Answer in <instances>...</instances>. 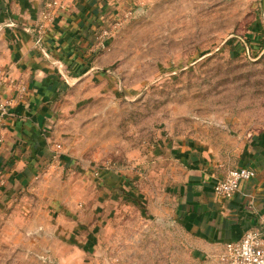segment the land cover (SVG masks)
Wrapping results in <instances>:
<instances>
[{
    "label": "rangeland",
    "instance_id": "374dc122",
    "mask_svg": "<svg viewBox=\"0 0 264 264\" xmlns=\"http://www.w3.org/2000/svg\"><path fill=\"white\" fill-rule=\"evenodd\" d=\"M99 2L111 34L57 89L55 163L0 195V264H226L185 213L264 157L261 0Z\"/></svg>",
    "mask_w": 264,
    "mask_h": 264
},
{
    "label": "crops",
    "instance_id": "0c3cea01",
    "mask_svg": "<svg viewBox=\"0 0 264 264\" xmlns=\"http://www.w3.org/2000/svg\"><path fill=\"white\" fill-rule=\"evenodd\" d=\"M46 1L0 0V100L15 96L18 85L26 86L24 99L6 119L0 144V195L4 198L16 178H38L40 165L55 163L41 161L39 151L40 142L53 126L57 89L75 85L79 79L66 76V72L81 68L87 55H96L105 47L99 40L102 27L97 26L106 17L96 10V6L102 7L101 2L58 0L65 8L46 31L42 49L36 48L32 28ZM94 25L96 35L90 36L89 42L85 31ZM63 77L65 83L59 81ZM46 146L50 148L49 144ZM36 163L38 166L29 173L31 164ZM246 167L254 169L257 176L242 182L231 199L190 189L191 201L185 217L189 218L197 248L205 252L224 248L227 243L239 242L250 230H260L264 238V157L258 155Z\"/></svg>",
    "mask_w": 264,
    "mask_h": 264
},
{
    "label": "built area",
    "instance_id": "2783aa9c",
    "mask_svg": "<svg viewBox=\"0 0 264 264\" xmlns=\"http://www.w3.org/2000/svg\"><path fill=\"white\" fill-rule=\"evenodd\" d=\"M64 8L62 2L58 0L46 1L38 23L32 28L36 48L42 49L46 31L54 24L58 12ZM110 34V31L104 30L99 39L108 38ZM101 45L104 46V43ZM16 89L15 96L0 100V144L3 142L7 117L11 114L12 109L24 99L26 86L20 84ZM59 147L57 146V148ZM256 176V171L249 167L233 169L214 184L213 191L221 199H231L239 191L242 182L250 181ZM224 249L223 260L226 264H264V238L260 230L247 231L239 242L227 243Z\"/></svg>",
    "mask_w": 264,
    "mask_h": 264
},
{
    "label": "water",
    "instance_id": "95a60500",
    "mask_svg": "<svg viewBox=\"0 0 264 264\" xmlns=\"http://www.w3.org/2000/svg\"><path fill=\"white\" fill-rule=\"evenodd\" d=\"M261 5H262L263 18H264V0H261Z\"/></svg>",
    "mask_w": 264,
    "mask_h": 264
}]
</instances>
